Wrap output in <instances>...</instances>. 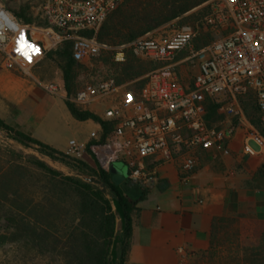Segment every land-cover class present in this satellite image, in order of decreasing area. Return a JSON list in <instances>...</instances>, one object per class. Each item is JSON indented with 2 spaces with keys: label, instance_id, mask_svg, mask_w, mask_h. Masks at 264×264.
I'll return each mask as SVG.
<instances>
[{
  "label": "built area",
  "instance_id": "2783aa9c",
  "mask_svg": "<svg viewBox=\"0 0 264 264\" xmlns=\"http://www.w3.org/2000/svg\"><path fill=\"white\" fill-rule=\"evenodd\" d=\"M7 1L0 0V66L30 73L45 50L64 40L71 42L77 62L90 63L109 53L120 64L130 53L159 64L143 75L138 89L117 84L112 76L78 89L70 97L73 103L86 110L103 106L102 117L115 124L103 139L97 130L85 142L70 139L67 155L82 160L89 152L105 171L122 161L132 184L149 190L158 178L148 158L178 162L181 181L187 184L199 152L212 149L229 155L228 142L239 127H247V136L264 147V0H208V11L196 24H181L166 35L151 30L118 44L98 40L97 32L124 0H33L44 27L24 23ZM202 31L212 40L195 46ZM183 63L194 68L190 84L178 70ZM46 88L57 91L54 84ZM206 98L224 114L217 123L205 118ZM245 99H252L260 127L243 109ZM242 152L255 153L247 142Z\"/></svg>",
  "mask_w": 264,
  "mask_h": 264
},
{
  "label": "trees",
  "instance_id": "16d2710c",
  "mask_svg": "<svg viewBox=\"0 0 264 264\" xmlns=\"http://www.w3.org/2000/svg\"><path fill=\"white\" fill-rule=\"evenodd\" d=\"M204 1L206 0H124L107 16L97 32V38L111 44L108 40L113 32L127 31L123 42H128L174 20ZM11 11L26 24H42L40 21L36 22L28 5ZM209 35L208 33L206 42L212 40ZM46 57H55L58 61L66 94L65 103L71 115L79 121L91 119L98 122L102 128L103 139L114 126L115 120L104 119L91 110L82 109L70 100L76 93L75 67L82 63L72 58L71 42L64 40L55 50H45L43 58ZM134 60L136 57L129 53L123 63L113 62L117 66H122L120 70L122 76L115 78L117 84L130 79L138 82L137 89L143 85L145 79L142 71L136 69ZM204 106L205 118L209 124L224 118L220 107L209 98L204 100ZM242 106L251 122L260 127L258 111L252 99L243 100ZM249 108L252 112H249ZM0 129L12 140L27 148L34 146L42 155L76 171L75 175H69L36 156L32 157V163L50 179L51 196L48 198L50 204L46 206L39 202L33 203L29 197L22 196L17 184H20V179L24 176V167L19 164L11 165L0 178V211L4 207L3 201H9L11 205L5 208L3 216L7 218L8 223H14L15 220L17 222L12 235L25 236L28 242L52 251L59 247L62 252V264H123L126 240L131 234V214L146 192L132 184L129 178L116 185L111 173L102 169L97 161L96 167H92L81 159L73 158L24 134L2 119ZM90 177L99 179L101 183L87 180ZM262 177L264 163L257 172V178L262 180ZM135 187H138V193ZM232 223H238L234 235L245 246L243 252L245 258L249 254L252 256H256V253L264 254V220L245 215L216 218L211 229L210 246L216 242L221 230L229 228ZM7 227L11 226L7 224ZM10 239L12 238L8 234L0 233V246ZM114 248L116 256H112ZM259 249H262V252H256Z\"/></svg>",
  "mask_w": 264,
  "mask_h": 264
},
{
  "label": "crops",
  "instance_id": "0c3cea01",
  "mask_svg": "<svg viewBox=\"0 0 264 264\" xmlns=\"http://www.w3.org/2000/svg\"><path fill=\"white\" fill-rule=\"evenodd\" d=\"M48 84L50 81L35 74L29 79L8 68L0 69V119L64 153L70 139L85 142L91 130L101 134L98 122L79 121L71 115L65 103L63 78L56 93L47 90ZM102 107L95 106V113L102 116ZM59 118L91 126L88 132L62 139L57 136ZM244 142L253 148V155L243 154ZM228 147L229 155L212 149L201 150L198 166L187 184L181 181L178 162L147 159L158 182L153 188L144 190V197L131 214V234L126 240L123 264H183L191 253L209 249L216 218L240 215L261 218L264 177L257 178V172L264 163V147L247 136V127L236 129ZM82 160L92 167L97 165L89 152ZM9 165L4 168L0 164V178ZM135 190L137 192L138 187ZM112 253L116 256L115 248Z\"/></svg>",
  "mask_w": 264,
  "mask_h": 264
},
{
  "label": "rangeland",
  "instance_id": "374dc122",
  "mask_svg": "<svg viewBox=\"0 0 264 264\" xmlns=\"http://www.w3.org/2000/svg\"><path fill=\"white\" fill-rule=\"evenodd\" d=\"M207 1L193 7L183 15L175 18L174 20L165 23L153 30L166 35L171 32L175 27L184 24L192 23L196 24L207 13L208 6ZM7 6L10 10L19 9L24 5H28L33 16L36 18V22H42L38 14H36V6L33 0H8ZM46 26L42 22L41 25ZM127 31L123 33L113 32L108 40L111 44H117L125 40ZM36 35L41 36V32H34ZM207 31H202L200 36L194 41V45H201L207 40ZM212 38V35H209ZM43 37V36H42ZM48 40V36H45ZM47 44V43H46ZM55 50V49H54ZM150 60L141 59L136 57L134 64L137 66V70L142 71V75H145L150 70L156 68L159 64L157 62H149ZM139 62H142L139 64ZM6 68L0 66V69ZM7 69V68H6ZM122 66H117L113 63L109 53H105L98 57L96 60L90 63H80L75 67V79L74 90L80 89L86 82H96L100 78L112 76L114 78H120ZM20 76L32 79V74H35L41 79L50 81V84H54L57 88L61 85L62 71L58 65V61L55 57L42 58L39 63L30 70V73H23L17 70L9 69ZM182 80L190 84L192 82V76L194 68L187 63H183L178 66ZM116 80V79H115ZM128 81V82H127ZM126 84V88L137 89L138 82L130 79L123 81L121 84ZM251 102V100H250ZM96 107H101L97 105ZM249 112L252 109L249 108ZM102 114V111L100 112ZM77 120V119H76ZM59 129L57 130V136L62 139H68L71 136L80 135L84 132H88L90 129V123L86 122H66L59 118L57 121ZM217 123V122H216ZM0 155L2 156V162L0 164L6 168L9 164H19L24 167V176L20 179L19 190L22 192L23 197H29L33 203H42L49 206L50 191V179L43 171L37 168L33 163L32 157L34 155L46 160L52 167L61 170L62 172L75 175L76 171L68 168L60 162L54 161L47 156H43L33 146L27 148L15 140H12L7 134L0 129ZM116 163L122 170L125 177L128 175V167L122 161H116ZM62 165V166H61ZM10 166V165H9ZM11 198V197H10ZM9 201H3V209L0 211V233L8 234L12 239L0 246V264H62V252L58 247L52 251L47 247H38L34 243H30L26 240L25 236L15 237L13 234V228L16 226V220L14 223H8L7 218L3 216V212L6 207L10 206ZM64 216V214L62 215ZM16 218V217H15ZM17 219V218H16ZM260 219L264 220V214ZM11 220V219H10ZM10 225L11 227H7ZM229 226L228 224H226ZM238 223H232V225L221 230L217 235L216 242L209 247L206 251L194 252L186 258L183 264H264V254L256 253V256L248 255L244 257L243 252L245 246L242 245L238 238L234 235L235 228ZM250 251L249 249H246ZM256 252H262V249ZM250 253V252H248ZM112 256L114 254L112 253Z\"/></svg>",
  "mask_w": 264,
  "mask_h": 264
},
{
  "label": "water",
  "instance_id": "95a60500",
  "mask_svg": "<svg viewBox=\"0 0 264 264\" xmlns=\"http://www.w3.org/2000/svg\"><path fill=\"white\" fill-rule=\"evenodd\" d=\"M109 172L111 173L112 179L116 185L120 184L125 179L123 170L116 163H112L110 165ZM87 180L97 184L101 183L100 180L96 179L95 177L87 178Z\"/></svg>",
  "mask_w": 264,
  "mask_h": 264
},
{
  "label": "clouds",
  "instance_id": "9594fccd",
  "mask_svg": "<svg viewBox=\"0 0 264 264\" xmlns=\"http://www.w3.org/2000/svg\"><path fill=\"white\" fill-rule=\"evenodd\" d=\"M0 15H3V13H0Z\"/></svg>",
  "mask_w": 264,
  "mask_h": 264
},
{
  "label": "snow or ice",
  "instance_id": "6c2138e0",
  "mask_svg": "<svg viewBox=\"0 0 264 264\" xmlns=\"http://www.w3.org/2000/svg\"><path fill=\"white\" fill-rule=\"evenodd\" d=\"M21 39H23V37H21Z\"/></svg>",
  "mask_w": 264,
  "mask_h": 264
}]
</instances>
